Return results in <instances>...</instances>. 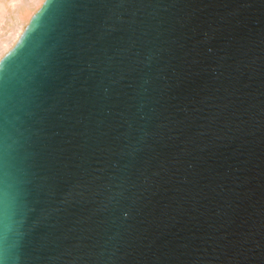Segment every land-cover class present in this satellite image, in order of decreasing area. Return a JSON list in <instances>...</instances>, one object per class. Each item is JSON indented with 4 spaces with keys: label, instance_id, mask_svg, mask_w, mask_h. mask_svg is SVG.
Masks as SVG:
<instances>
[{
    "label": "water",
    "instance_id": "obj_1",
    "mask_svg": "<svg viewBox=\"0 0 264 264\" xmlns=\"http://www.w3.org/2000/svg\"><path fill=\"white\" fill-rule=\"evenodd\" d=\"M0 264H264V0H45L0 60Z\"/></svg>",
    "mask_w": 264,
    "mask_h": 264
},
{
    "label": "bare ground",
    "instance_id": "obj_2",
    "mask_svg": "<svg viewBox=\"0 0 264 264\" xmlns=\"http://www.w3.org/2000/svg\"><path fill=\"white\" fill-rule=\"evenodd\" d=\"M45 0H0V60L13 48Z\"/></svg>",
    "mask_w": 264,
    "mask_h": 264
}]
</instances>
